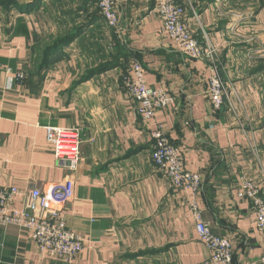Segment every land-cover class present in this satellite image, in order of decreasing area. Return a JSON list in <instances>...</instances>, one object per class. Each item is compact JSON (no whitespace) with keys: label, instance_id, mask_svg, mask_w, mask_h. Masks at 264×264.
Here are the masks:
<instances>
[{"label":"crops","instance_id":"0c3cea01","mask_svg":"<svg viewBox=\"0 0 264 264\" xmlns=\"http://www.w3.org/2000/svg\"><path fill=\"white\" fill-rule=\"evenodd\" d=\"M115 1L117 45L75 42L40 70L44 49L78 28L92 3L0 0V188L18 189L11 207L20 210L26 193L72 180L73 200L54 208L84 241L73 260H53L39 254L27 231L0 228V264L204 263L208 252L188 206L193 197L175 190L151 162L157 126L179 150L184 170L200 176L197 204L211 232L231 242L232 264H261L251 204L237 194L249 180L264 198V0H174L192 37L215 48L210 60L189 59L163 35L156 0ZM58 3L67 8L56 11ZM90 20L79 37L104 24ZM112 61L115 68L91 75ZM134 61L148 87L174 100L149 122L123 85ZM212 74L227 98L219 114L207 94ZM46 128L81 130L75 171L55 161Z\"/></svg>","mask_w":264,"mask_h":264},{"label":"built area","instance_id":"2783aa9c","mask_svg":"<svg viewBox=\"0 0 264 264\" xmlns=\"http://www.w3.org/2000/svg\"><path fill=\"white\" fill-rule=\"evenodd\" d=\"M99 11L105 25L116 29L118 18L115 11V0H90ZM156 12L162 20V32L183 55L191 60H210L215 56V48L201 46L192 37L184 23V9L174 0H156ZM3 68V67H0ZM12 75L8 68L3 69ZM17 83L25 80V74H15ZM127 97L137 104V114L144 122L154 120L161 111L174 108L173 98L165 91L154 90L145 83V73L140 63L134 61L130 75L123 80ZM207 94L213 114L221 111L227 98L223 84L217 74H212L207 84ZM46 142L53 151L58 164L65 165L71 172L81 162V130L79 128H46ZM154 141L151 162L154 168L181 192H189L193 197L188 206L194 224L195 235L208 252L207 260L202 264H232L231 242L214 235L204 221L197 204V194L201 187L199 175L184 170L179 150L172 146L161 126L150 134ZM21 193L15 187L0 188V228L14 226L27 231L29 238L39 254L47 259L71 261L84 248L83 239L68 229L59 216L55 206L65 205L74 198V183L69 180L61 185H54L48 191L40 193L32 190L23 197L20 210L11 207L15 198ZM239 199L250 202L254 215V224L262 237L263 255L260 263L264 264V198L260 189L249 180L241 182Z\"/></svg>","mask_w":264,"mask_h":264},{"label":"rangeland","instance_id":"374dc122","mask_svg":"<svg viewBox=\"0 0 264 264\" xmlns=\"http://www.w3.org/2000/svg\"><path fill=\"white\" fill-rule=\"evenodd\" d=\"M62 5H64L63 7L65 9L67 8L66 7L67 4L58 3L57 6H54L55 10L59 11L60 9H62L63 8ZM97 15H100V13L97 10V8L94 5H91V4L87 3L84 6L83 11H81V14H80V21L81 22H80L79 25L80 26L87 25V20L89 18L92 19L93 17H95ZM91 24H92V22H91ZM114 30L115 29H110L109 27H107L105 25V23L104 24L95 23L94 25L91 26V28L89 27V30H88L87 34H85L83 37H79V38H76V39L72 40L67 45L69 46V45H71L72 43H75V42L76 43H80L79 45H116V42L114 40V34H113ZM112 37H113V40H111ZM107 38L110 39V40H109V42L107 44H104V41Z\"/></svg>","mask_w":264,"mask_h":264},{"label":"trees","instance_id":"16d2710c","mask_svg":"<svg viewBox=\"0 0 264 264\" xmlns=\"http://www.w3.org/2000/svg\"><path fill=\"white\" fill-rule=\"evenodd\" d=\"M99 20H102V18L100 15H97V16L93 17L89 22H94V21L97 22ZM87 26L88 25L79 26L78 28L74 29V31L72 33L68 34L67 36H65L63 38L55 40L50 45H48L47 48L44 49V51L40 55L38 69H40V70L45 69L50 63V57L53 54H55L58 50L67 47L68 46L67 44L70 43L72 40L81 36L85 32V30L87 29ZM116 45H117V43H116ZM116 66H117V63L112 61L109 64L102 65V66L98 67L95 71L91 72V75L96 74V73H102L104 71H108L110 69L115 68ZM226 104H227V102L225 101L221 111L223 110V108L225 107ZM220 112H218L217 114H219Z\"/></svg>","mask_w":264,"mask_h":264}]
</instances>
